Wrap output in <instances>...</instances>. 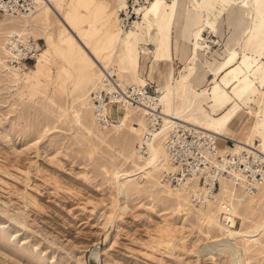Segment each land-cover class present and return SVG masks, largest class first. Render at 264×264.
I'll use <instances>...</instances> for the list:
<instances>
[{"label":"rangeland","instance_id":"1","mask_svg":"<svg viewBox=\"0 0 264 264\" xmlns=\"http://www.w3.org/2000/svg\"><path fill=\"white\" fill-rule=\"evenodd\" d=\"M81 1L96 5L98 15L91 21L93 12L83 13L87 21L80 33L60 31L62 25L54 14L42 13L46 24L35 19L29 28L0 14V58L5 57L4 38L12 32H29L42 45L40 64L36 61L30 67L14 68L5 59L10 69L0 66V264H264V234L239 242L247 249L248 262L233 259L229 250L213 258L201 252L209 241L221 236L219 225H227L223 220L227 210L234 212L238 229L257 227L264 215V187L251 194L226 184L214 200L200 205L191 194L172 190L167 195L162 187H171L162 170L170 167L166 162L158 172L138 174V166L146 158L139 151L146 128L144 112L130 107L121 127H100L90 95L100 86L107 70L104 65L109 66L111 60L109 70L123 75L127 84L136 79L120 73L126 48L115 43L114 50L107 51L110 32L105 29L106 20H115L117 15V28L122 29L117 0H55L72 14V22L78 18L73 9ZM252 1L257 2L256 12ZM252 1L241 0L249 10L248 19L240 23L238 18L229 21L224 15L222 22L211 20L214 32L204 26L203 16L202 24L193 31L191 46L209 43L203 62H217L221 73L232 70L231 77L240 75L230 89L223 75L216 85L211 76L202 88L211 97L237 86L243 88L244 80L254 81L249 104L234 100L233 105L251 113L249 127L256 126L252 142L262 148L264 129L260 131L258 126L264 117V11L260 8L264 0L259 4ZM227 23L235 26L237 34ZM174 30L167 62L155 61L152 53L156 48L144 32L139 44L141 79L143 84L154 85L159 98L165 92L159 83L172 85V80L187 75ZM202 32L203 40L196 41ZM57 49L68 51L71 58L60 57ZM149 51L152 53L146 56L144 52ZM83 62L87 68H80ZM175 101L182 106L178 95ZM239 133L244 136L242 130ZM164 142L163 137L161 147ZM227 145L234 148L235 142ZM226 187L233 191L231 198ZM167 227L175 231H167Z\"/></svg>","mask_w":264,"mask_h":264},{"label":"bare ground","instance_id":"2","mask_svg":"<svg viewBox=\"0 0 264 264\" xmlns=\"http://www.w3.org/2000/svg\"><path fill=\"white\" fill-rule=\"evenodd\" d=\"M257 1L259 4L262 0ZM36 2L38 3L37 10L31 16L13 18L15 21H19L23 28H29L32 21L35 19H40L41 24L45 25L46 22L42 21L43 13L45 16L49 17H51V14L55 15L56 19H58L59 23L62 25V27L59 26L60 31L65 30L68 33H74V31H77L80 33L81 27L84 26L87 21L82 14L92 11L93 15L91 21L96 20L98 15L96 5L93 6L92 4H88L85 1H81L78 4V8L75 7V9H73V14H78V18L76 22H72L70 19V15L72 14L64 12V9L61 8L58 3L55 2V0H36ZM126 3V0H117L116 11L120 12L126 8ZM211 3L216 4L214 7V12L221 18H223L224 15H227L228 20L231 17H235L238 18L237 20L241 23L243 19L246 20L250 16L248 8H244L241 0H171L170 2L167 0H152L150 6L144 13L141 14L142 17L140 16L139 20L135 21L129 30L123 31V29L117 28L116 24L119 18L117 15H115V20L112 19V17H109L105 22V29L106 31L110 32L108 39L110 44L107 47V51L111 53V51L114 50L115 43L117 46L126 48L120 58V73L132 74L136 79V84L144 85V81L141 79L143 55L139 51V44L141 41H143V32L150 37V39H147L148 43H150V45L153 43L156 48V51L153 53L152 51L144 53L146 56L152 53L154 55L155 61L158 63L166 61L168 58L167 52L170 50V35L174 28L176 30H174L176 34V46L180 48L182 43H186L185 46L189 53V58L185 63L186 67L184 70L187 72V75H182L180 79L175 78L172 80V85L169 83L167 85L159 83V88L160 86H164L165 92L162 94V96H160V98L157 96V103L153 106V110L158 111L159 114H161L162 126L161 130L155 134L153 139L148 144V154L144 159V164L142 166H138V174L148 175L151 172H158L161 170L160 166H163L162 164L164 162H166L168 164L167 166L170 167H164L162 170H165V172L174 170V167L169 162V156L166 150L165 142L162 147L160 144L163 141V137H161V135L165 134L169 129H172L176 125H188L191 127L194 126L201 131L211 133V135L216 137L218 146L220 148V153L223 155L227 153L239 154L243 150H247L256 156L260 155V158L264 160V134H262L263 132L261 131V129H264V117L258 126L263 139L261 148L256 147L252 142L253 133H256L254 130L256 129V126L254 128L252 127L251 129L249 127L251 113L246 111L244 108L233 105L234 100H238L245 106L249 104L251 99V97H249L250 94L248 93L249 80L242 81L243 88L241 89L237 86L231 92L216 93L214 97H211L206 90H202L211 76H213V84L216 85L220 77L223 75L222 80L227 87L240 78V75H237V77H235V75L231 77L233 75L232 70L221 73V69L217 70L219 65L217 62L211 63L206 60L205 63L203 62V52L208 51L211 48L209 43H206L205 41L203 43L195 42L193 44L194 47L191 46L193 41L192 36H194L193 31L202 24L201 19L203 16L206 17V23L204 26L210 27L213 32L214 29H216L208 17L207 6ZM256 3L257 2L255 1H252L251 3V7L254 12H256ZM260 8H262L264 11V6ZM5 16L10 17L8 15ZM219 22H222V19ZM227 26L228 28L232 27L231 24H227ZM237 32L234 34H237ZM27 34L30 33L27 32ZM152 36H156V38L153 40ZM202 36L203 32L199 33L195 40H203ZM227 46L229 48H233L235 45ZM56 51L57 55L62 58H71V55L68 51H61L59 49ZM3 52H5V57L0 58V66L8 70L10 67L9 65H6L8 56L5 45ZM109 61L111 65L112 61ZM37 62L40 64V59H37ZM117 62L118 61L116 60V63ZM110 65L107 67L104 65V68L109 70L111 67ZM87 66L88 64L83 62L80 65V68H87ZM117 75L122 82H125L123 75L119 73H117ZM16 76L18 77L17 74ZM96 89L97 88L94 90ZM176 95H178L182 100V106H178L176 104ZM206 103L207 109L211 111V114L209 115L206 113L207 109H204ZM129 108L130 107L115 108L112 110V114L114 116L120 117L122 119V124H124L126 118L128 117L127 111ZM139 109L144 112L147 127V114L149 113V110L145 108ZM74 115L77 120L80 121L78 117L79 115L76 113H74ZM248 128L250 131L249 134L246 135ZM241 130L244 132L243 137L241 136V133H239ZM218 138H223V140L220 141L221 139ZM228 140L235 142L234 148H231L227 145ZM226 184L237 186L231 182L222 180L221 190L222 187L224 189ZM162 187L164 188V192L167 195L172 194V190H174L171 188L172 186L170 187L169 185H163ZM238 187L244 189L248 193L254 194V192H250L243 186ZM263 187L264 184L258 186L257 190H260ZM177 192L191 194L192 196L195 194L206 193L207 197L209 196L207 189L197 185ZM226 195H229L228 197L231 198L233 196V191L226 187ZM186 204L190 205V201H187ZM181 208L182 206L179 207V209ZM234 217V212L232 210H227V219L230 221V223H227L226 226L219 225L221 236L211 241L208 240L209 243L206 245L207 247H203L204 250H201V252H204L206 256L213 258L223 254L224 251L229 250L232 253L233 259L248 262L247 249L240 245L239 242H248L264 234V215L257 227L253 228L252 230H243L235 227L236 223ZM167 231L172 232L175 230L172 227H167Z\"/></svg>","mask_w":264,"mask_h":264},{"label":"built area","instance_id":"3","mask_svg":"<svg viewBox=\"0 0 264 264\" xmlns=\"http://www.w3.org/2000/svg\"><path fill=\"white\" fill-rule=\"evenodd\" d=\"M152 0H127L126 8L120 11V26L129 30L139 20L143 11ZM36 0H0V14L12 18L31 16L37 10ZM41 40L31 34L12 32L5 36L4 45L8 63L14 68L30 67L35 64L42 52ZM157 90L147 82L127 84L122 82L112 70H105L99 88L91 92L93 112L100 127L113 130L122 126V119L114 116L115 108H145L147 127L142 135L139 151L147 155L148 143L161 130L162 117L153 110L157 103ZM161 112V110H160ZM164 137L169 162L173 171L165 172V178L175 191L186 190L192 186H202L209 192L195 194L196 204L214 200L221 188V181L226 180L237 186H243L250 192H257L264 184V160L247 150L239 154H221L217 139L184 125H176ZM160 137V138H161ZM234 146V142L227 141ZM223 220L230 221L223 215Z\"/></svg>","mask_w":264,"mask_h":264},{"label":"crops","instance_id":"4","mask_svg":"<svg viewBox=\"0 0 264 264\" xmlns=\"http://www.w3.org/2000/svg\"><path fill=\"white\" fill-rule=\"evenodd\" d=\"M215 5L216 4H213V3H211V4H208V6H207V8H208V17L210 18V20H214V22H217V21H220L222 18L221 17H219V16H217V14L214 12V7H215ZM228 20V19H227ZM232 19L230 18L229 19V21H231ZM235 21V20H234ZM231 23H233V22H231ZM231 23H227V24H231ZM233 24H236V23H233ZM232 25V24H231ZM229 30L230 31H232V33H235V32H237L236 31V28H235V26H233L232 25V27L231 28H229ZM186 44V43H185ZM185 44L184 43H182V45L180 46V48H179V52L181 53V55H182V57H183V59H182V61L183 62H187V60H188V58H189V53H188V49L186 48V46H185ZM175 61H177L176 59H175ZM185 62V63H186ZM234 83V84H233ZM232 84H230V86L229 87H233V86H235V83L236 82H233ZM253 84H254V81L252 80V79H250L249 80V86H248V93L250 94V96L249 97H251L252 98V96L254 95L253 94ZM226 86V85H225ZM229 87H227L226 86V88L228 89ZM230 89V88H229ZM240 103V102H239Z\"/></svg>","mask_w":264,"mask_h":264}]
</instances>
